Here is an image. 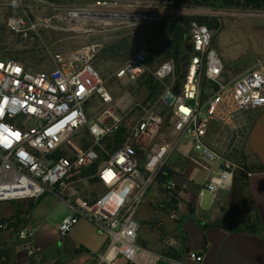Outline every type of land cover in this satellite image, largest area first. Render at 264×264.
Instances as JSON below:
<instances>
[{
	"label": "built area",
	"instance_id": "2783aa9c",
	"mask_svg": "<svg viewBox=\"0 0 264 264\" xmlns=\"http://www.w3.org/2000/svg\"><path fill=\"white\" fill-rule=\"evenodd\" d=\"M117 6L113 0H98L91 9L95 13L79 15L117 18L121 14L114 13ZM7 25L24 38L32 39L37 31V24L22 16L10 17ZM213 40L206 24L189 23L192 55L180 85L174 59L151 70L146 48L131 54L113 78L136 82L148 75L162 89L150 105L135 104L126 112L114 105L97 69V42L70 53L49 52L52 67L41 70L0 53V204L35 202L54 195L69 208L58 226L60 236H66L80 219L107 236L106 250L97 257L100 264H111L118 257L128 264H143V255L151 258L147 263H153L157 257L137 244L136 216L153 189L162 195L160 202L173 206L169 217L179 218L183 203L177 183L167 172L174 152L206 172L199 195L228 190L237 172H247L239 156L247 130L239 119L247 111L264 108V61L232 80H223L225 66ZM204 83L210 86L206 96H202ZM92 104L101 108L90 117ZM212 122L229 129L222 149L207 139ZM81 131L86 140L75 142ZM94 164L95 172L82 175ZM89 181L99 189L86 199L78 185ZM8 226L0 221V231ZM34 234L32 226L18 231L23 240ZM166 243L173 247L176 239L169 237ZM24 249L29 256L41 252L32 241ZM186 256L192 264L204 259L196 251Z\"/></svg>",
	"mask_w": 264,
	"mask_h": 264
},
{
	"label": "crops",
	"instance_id": "0c3cea01",
	"mask_svg": "<svg viewBox=\"0 0 264 264\" xmlns=\"http://www.w3.org/2000/svg\"><path fill=\"white\" fill-rule=\"evenodd\" d=\"M239 124L247 130L242 148L247 172H237L228 190L199 195L206 172L180 156L170 158L168 178L177 183V196L183 203L179 218L169 217L173 206L160 202L162 195L153 189L137 213L139 228L146 233L137 244L157 257L151 264H192L188 251L203 254L201 264H264V108L243 113ZM228 135L229 129L210 123L207 139L211 144L222 149ZM198 173L204 174L199 184L195 178ZM84 184L78 185L80 190L85 189ZM33 203L32 208L29 202L0 204V218L10 224L0 231V264H100L97 257L106 250V235L80 219L62 237L58 226L69 215L68 206L51 194ZM24 226L35 228L32 239L18 237ZM169 237L176 239L173 247L166 243ZM30 241L41 248L37 255L29 256L25 251ZM140 260L150 264L151 258L143 255ZM111 264L128 262L118 257Z\"/></svg>",
	"mask_w": 264,
	"mask_h": 264
},
{
	"label": "rangeland",
	"instance_id": "374dc122",
	"mask_svg": "<svg viewBox=\"0 0 264 264\" xmlns=\"http://www.w3.org/2000/svg\"><path fill=\"white\" fill-rule=\"evenodd\" d=\"M96 1L98 0H44L38 3L34 0H0V53L4 57L16 58L33 69L41 70L52 67L49 52L70 53L88 42H97L100 45L97 69L106 81L114 105L121 112H126L135 104H151L152 92L147 84L149 76L146 75L136 82H128L113 78V72L131 54L142 48L147 49L151 70L161 63L166 56L162 48L167 40L159 28L174 18L204 17L207 19V26L217 23L216 28L210 29L214 33L213 47L225 66L223 80H232L258 61H264V1L258 7L246 6L244 0H239L240 4L236 6L219 7L198 4L201 0H181L177 3L170 0H113L118 5L114 13L140 14L146 18L130 21L120 17L100 18L106 24H99L97 20L100 19L96 16L87 19L78 14L95 13L91 9H94L92 6ZM156 10H167L170 13L161 16ZM14 16H22L28 22L37 24V31L31 34L32 39L24 38L9 29L7 21ZM121 40L122 47L111 52L109 47ZM188 46L191 52L190 43ZM184 72L185 68L182 66L177 80L181 79ZM209 87L207 85L206 92ZM100 108L92 104L88 109L89 116H94ZM85 137V132L81 131L74 137V141L79 142ZM242 148L243 146L239 156L243 158ZM175 157H179L177 152L172 154V158ZM203 176V173L196 175L197 184ZM83 186L85 189H79L80 193L91 198L99 189L90 181ZM204 201H208L207 195ZM57 210L60 214L61 206ZM145 238V231L139 228L137 242ZM104 239L108 240L107 236Z\"/></svg>",
	"mask_w": 264,
	"mask_h": 264
},
{
	"label": "trees",
	"instance_id": "16d2710c",
	"mask_svg": "<svg viewBox=\"0 0 264 264\" xmlns=\"http://www.w3.org/2000/svg\"><path fill=\"white\" fill-rule=\"evenodd\" d=\"M264 0H244V5L246 6H254L258 7L263 3ZM198 4H207L213 6H236L240 4L239 0H201L197 2ZM197 21L201 24H206L207 19L204 17H194V16H181L178 18H174L170 20L169 23L161 26L159 31L164 35L167 40L166 45L162 48L165 52L166 56L162 61H166L169 59H174L177 65V73L180 72V68L183 66L186 68L189 58L192 55V47L191 52L189 51L188 46V25L191 21ZM209 28H216L217 23H211L208 25ZM124 41V40H123ZM122 47V40L118 44H113L109 47L111 52H115ZM185 73V72H184ZM182 81L184 79V75L181 77ZM181 79L177 80V85L182 83ZM148 88L152 92L151 103L156 100L158 97L162 86L158 83H155L151 77L147 79ZM206 88L207 84L204 83V87L202 89L203 96H206ZM126 130V126L122 128V130L118 133L117 137H121L123 131ZM86 140V137L84 138ZM97 164H94L90 169L84 171L82 175H87L96 171ZM30 207L32 208L34 203L29 202ZM0 221L7 222V220L0 218ZM10 226V224H9ZM170 255H175V252L169 253Z\"/></svg>",
	"mask_w": 264,
	"mask_h": 264
},
{
	"label": "water",
	"instance_id": "95a60500",
	"mask_svg": "<svg viewBox=\"0 0 264 264\" xmlns=\"http://www.w3.org/2000/svg\"><path fill=\"white\" fill-rule=\"evenodd\" d=\"M181 0H170V2L172 3H177V2H180ZM120 18H124V19H128L129 21L130 20H133V19H138L140 18L141 16L139 14H120L119 15ZM136 17V18H135Z\"/></svg>",
	"mask_w": 264,
	"mask_h": 264
},
{
	"label": "bare ground",
	"instance_id": "6f19581e",
	"mask_svg": "<svg viewBox=\"0 0 264 264\" xmlns=\"http://www.w3.org/2000/svg\"><path fill=\"white\" fill-rule=\"evenodd\" d=\"M157 11V10H156ZM158 13H160L161 14V16H164V15H166V14H168V13H170L169 11H167V10H160V11H157ZM79 14V13H78ZM140 15V14H139ZM141 17L140 18H138V19H144V18H146L145 16H143V15H140ZM136 18V17H135ZM151 18V17H150ZM100 19V18H99ZM137 19V18H136ZM134 20V19H133ZM139 20V21H140ZM149 20V19H148ZM154 20V19H153ZM152 21V20H151ZM97 22H99V24L101 23V24H106L107 22L104 20V19H100L99 21L97 20ZM81 27H83V26H81ZM85 32V31H84ZM87 32V31H86Z\"/></svg>",
	"mask_w": 264,
	"mask_h": 264
},
{
	"label": "snow or ice",
	"instance_id": "6c2138e0",
	"mask_svg": "<svg viewBox=\"0 0 264 264\" xmlns=\"http://www.w3.org/2000/svg\"><path fill=\"white\" fill-rule=\"evenodd\" d=\"M17 71H19V69H17Z\"/></svg>",
	"mask_w": 264,
	"mask_h": 264
}]
</instances>
